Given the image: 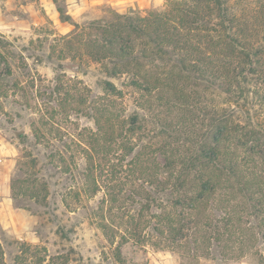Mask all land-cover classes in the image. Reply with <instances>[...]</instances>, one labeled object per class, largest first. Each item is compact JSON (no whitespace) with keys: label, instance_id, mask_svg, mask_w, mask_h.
<instances>
[{"label":"trees","instance_id":"16d2710c","mask_svg":"<svg viewBox=\"0 0 264 264\" xmlns=\"http://www.w3.org/2000/svg\"><path fill=\"white\" fill-rule=\"evenodd\" d=\"M167 1L164 11L92 22L89 32L73 22L66 36L68 42L85 36L89 55L111 76L127 73L142 96L149 101L156 93L168 110L157 114L151 143L137 145L144 128L139 113L114 122L99 113L98 104L90 146H82L88 191H104L93 221L116 245L118 260L130 240L189 250L203 238L207 257L214 243L224 257L256 249L264 264V248L258 247L264 246V35L246 37L250 28L264 30V0L240 13L236 0ZM63 18L71 22L68 14ZM180 81L191 87L187 100L164 99ZM104 89L122 94L111 81H104ZM177 107L186 114L172 118ZM193 112L201 123L188 124L185 117ZM128 155L133 157L126 160ZM19 180H12L14 200L19 184L38 202L47 200L46 180Z\"/></svg>","mask_w":264,"mask_h":264},{"label":"rangeland","instance_id":"374dc122","mask_svg":"<svg viewBox=\"0 0 264 264\" xmlns=\"http://www.w3.org/2000/svg\"><path fill=\"white\" fill-rule=\"evenodd\" d=\"M168 3L0 0V264H41L43 256V264H260L256 249H247L243 256H238L241 251L237 249L224 257L225 252L214 243L207 257L203 238L189 250L130 240L123 245L122 259L118 260L113 255L116 245L93 221L104 191H88L82 177L86 164L82 146H90L98 104L99 113L114 122L139 113L144 128L136 135L137 145L151 143L158 128L157 114H167L168 110L156 93L149 101L142 96L130 85L127 73L111 76L89 55L85 36L75 42H68L66 36L75 29L73 22L84 33L91 31L92 22L112 21L117 14L131 11L145 16L166 10ZM234 3L239 13L248 3L260 5L259 0ZM58 5L65 10L64 15ZM259 7L262 18L264 8ZM65 14L71 22L63 18ZM263 35L264 30L258 34L250 28L246 37L254 40ZM104 81L113 82L122 94L108 93ZM180 82L179 88L173 86L162 94L164 99L177 102L176 98L183 96L187 100L191 87ZM185 114L177 107L172 118ZM185 118L189 125L201 123L194 112ZM122 150L118 156H124ZM16 177L19 181L34 177L46 180L47 200L38 202L22 184L14 200L12 180ZM217 209L214 213L219 212ZM22 243L31 250L26 251ZM258 245L264 248L262 243Z\"/></svg>","mask_w":264,"mask_h":264}]
</instances>
